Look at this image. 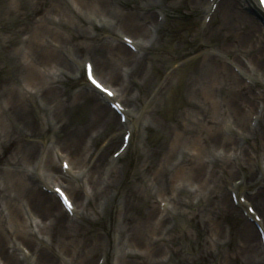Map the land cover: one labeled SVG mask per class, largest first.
Wrapping results in <instances>:
<instances>
[{
	"label": "bare ground",
	"instance_id": "bare-ground-1",
	"mask_svg": "<svg viewBox=\"0 0 264 264\" xmlns=\"http://www.w3.org/2000/svg\"><path fill=\"white\" fill-rule=\"evenodd\" d=\"M79 1L123 35L115 33L104 41L84 36V46L76 49L86 50L90 60L73 62L69 71L77 81L81 66L91 62L101 83L113 90L112 98L92 85L71 95L46 81L40 67L47 65L51 52L37 45L43 27L34 30L26 47L44 65H19L13 48L15 0H8L1 13L0 31L11 34L0 60L13 70L3 78L0 64V162L11 159L14 164L5 166L6 171L0 167V264H94L111 236L95 233L91 224L110 212L111 202L121 218V238L135 251L121 252L123 264H156L165 243L164 227L188 215L187 208H193L189 221L194 232L206 235L194 264H264V244L256 228L264 227V11L258 0H213L216 8L210 0H132L128 9L118 5L125 0ZM58 3L52 0L61 7ZM181 8L198 19L195 29L182 26L177 14ZM252 12L263 20L257 21ZM202 17H210L209 22H201ZM127 33L136 37L134 51ZM212 44L217 51H209ZM234 55L245 57L242 62L229 60L240 73L226 61ZM56 56L54 63L65 64ZM123 77L127 84L120 90L117 84ZM29 89L40 90L34 95ZM139 89L149 113L144 121L164 139L156 148L143 147L146 163L139 174L145 195L122 188L125 168L118 167V159L110 160L107 150L97 153L92 164L86 156V136L94 129L113 143L120 132L137 130L143 117L131 109L129 97ZM108 102L120 104L125 123ZM79 109L82 113L74 118ZM49 130L58 131L67 151L55 154L47 145ZM63 176L78 186L69 188ZM40 182L48 190L61 185L78 208L74 204L68 213L55 193L39 188ZM237 193L248 194L249 206L255 205L262 223L243 213L244 204H234L231 196ZM164 197L175 210L174 220L168 216L170 206L160 215L158 198ZM140 198L147 209L136 215ZM41 226L44 242L34 229ZM14 236L17 243L12 246ZM24 242L30 243V254Z\"/></svg>",
	"mask_w": 264,
	"mask_h": 264
},
{
	"label": "rangeland",
	"instance_id": "rangeland-1",
	"mask_svg": "<svg viewBox=\"0 0 264 264\" xmlns=\"http://www.w3.org/2000/svg\"><path fill=\"white\" fill-rule=\"evenodd\" d=\"M58 1V4L61 5V7H58L56 4L53 5L52 0H15V14L12 20V29L15 30V41L13 43V48L18 53L17 57L19 65H36L39 62L44 65V63H42L44 60L37 61L29 54V51L26 47L28 41L31 40L32 33L34 32V30L38 27H43V33L41 34L42 36L38 38L37 45H46L47 49L49 50L48 54H50L51 52V56L47 59V65L40 67L42 70V74L46 76V81L49 84L52 83L55 87H61L63 91L67 90L69 91L68 93L72 95L75 94L77 91L86 88V81L84 80L83 66H81V75L79 74V79L77 81L71 76L69 68L73 64V62H76L78 60L84 62L86 59H88L87 55H89L84 49L78 51L76 49V46L78 44L84 46V36H96V38H98L99 40L104 41L108 39V37L114 36V32L112 28H110V26L108 25V22H105V19H101V17L93 15L91 10H93L94 12V9H88L90 7H85L83 3H81L79 0ZM7 2L8 0H0V17L2 10H4L7 5ZM125 2L126 3H124V1H121L118 4L119 7H121L122 9H128L133 5L132 0H125ZM177 14L180 17V21L184 28L190 30L196 28L198 24V19L194 16H186L185 8H181L180 11L177 12ZM200 21L206 20L203 17V19H201ZM100 22L103 23V26H101ZM81 31L83 32V35L78 37L77 32ZM117 33H120V31H117ZM10 34V30L3 29V31H0V39L2 40L0 41V51L2 54H6L7 52L6 49L4 50V48L2 49V47L8 43ZM127 36H130L131 38H136L135 36H133V34L130 33H127ZM257 36H260V32H257ZM261 38L262 37L260 36V39ZM89 43L91 44L92 42L90 41ZM89 43H86V45ZM209 51H217V45L212 44L209 48ZM54 54L57 55L56 57L62 58L65 64L54 63L52 61ZM224 59L226 60V58ZM236 59H239V61H241L244 60L245 57L243 55H234L226 61L229 62L238 73H240L238 68L235 67L234 63H231L229 61H236ZM0 61L1 67L3 69L1 72V77L7 78V71H12L13 68L9 66V63H5L3 59ZM153 73L155 76L156 69ZM102 74H106L105 76L107 78V81L111 79L110 74ZM62 76H65V79H63ZM126 80V77H123L121 82L120 80H118L117 82L120 83L117 84V88L123 90V88L127 84ZM243 80L247 82V79L243 78ZM122 82H124V86H122ZM29 90H31V92L35 95V93L40 89ZM134 90L137 89L135 88ZM134 94L137 95L135 97H129L132 100V103H130L129 106H131V109H137L139 111V115H142L143 120L142 123L138 122L137 130L132 131V142L126 149L124 154H122L118 158L117 164L120 169L124 167V170L126 171L127 178L125 179L124 183L121 184L122 188L127 189L129 187H133L139 189L142 194L145 195L144 190H141L142 186L139 174V167L141 165L144 166V164L146 163V159L143 156V147H145V150L156 148V146L160 145L164 141V139L163 137L158 136L153 129L148 128L147 123L144 121L146 120L144 118L145 115L149 113L148 109L146 110L142 106V104L144 103L143 92L139 89V91H134ZM81 110L79 109V111L75 112V116L73 115V117L75 118L76 116H79L82 113ZM124 132L125 130L120 132L119 138L114 141L115 143L108 141L109 138L106 139L105 136L102 133L97 132L96 129H94L89 135H87L86 139H88L87 142L89 154H86V156L88 157V160H91L90 164L93 163L96 154L103 152L104 150H107L106 154L109 155V159L111 160L113 154L117 152L122 145V135L124 134ZM58 134V131L56 135L54 130H49V136H47L48 139H46L48 141L47 145L53 148L55 154L56 152L67 151L66 148H64V145L62 144V140L59 139L60 136H58ZM139 143L141 144L140 146L142 151L139 148ZM54 158H56V160L58 161L57 156ZM66 160L69 162L68 158H66ZM12 163L14 164V161H12L11 159H2L0 162V167L4 169L2 171H6L4 167ZM60 163L61 161H58V166L61 168ZM75 172L78 175L79 172L77 169H75ZM39 174L44 176V174L46 173L41 172ZM62 180L65 181V184L69 188L78 186L79 184L77 181H74V179L65 176H63ZM7 185H9V183ZM38 185L39 188H41L42 190H46V186H43L41 182L38 183ZM8 187L10 189V186ZM121 191L123 192L124 190ZM88 192H91V190H88ZM176 194L179 193L174 192L172 195L175 196ZM189 195L191 198L193 197V193ZM185 196L186 194L182 195V197ZM142 199L140 198L139 200H137L138 207L137 210L134 211V213L136 212V215L137 212H145L147 209V206L144 204ZM158 199L161 204L168 205V207L170 206L172 212L171 214H168V216H170V218L174 220V216H176L175 210L173 206L169 203L168 197ZM110 206L112 208L110 207V212L107 213L106 216L96 220L91 224L95 233L99 235L108 233V237L113 233L114 229L121 227L118 223V217L116 212L114 211L112 202L110 203ZM192 209L193 208H187L186 214L188 215L176 217L174 224L172 223L170 228H168V225L164 227L161 238L165 241V243L162 245V253L158 258L156 264H194V262H192L194 260V257H198L200 259L201 251H203V239L206 238V235L201 233L196 234L194 232L192 224L189 221L192 214ZM162 211L163 212L161 213V215L165 216L166 211ZM39 230L41 231L40 236H43V239L41 237L40 240L42 242H44L43 240L46 241L47 237L44 233H42V226L41 228H39ZM12 239L14 240L12 242L16 243L15 236ZM13 243H11L12 246L14 245ZM24 243L30 250H32L30 243ZM37 244L39 245V243ZM104 245L106 248L105 252L110 255L109 259H107L108 262H105L104 264H123V262L120 260L121 252H135L134 250L126 247V238L124 237V235L122 236V238H119L115 241L110 239L109 237L106 244L104 242ZM102 256V253H98L94 258V264H102ZM197 264H204V262L199 260ZM206 264H214V261Z\"/></svg>",
	"mask_w": 264,
	"mask_h": 264
},
{
	"label": "snow or ice",
	"instance_id": "snow-or-ice-1",
	"mask_svg": "<svg viewBox=\"0 0 264 264\" xmlns=\"http://www.w3.org/2000/svg\"><path fill=\"white\" fill-rule=\"evenodd\" d=\"M90 67V66H89ZM98 83V82H97ZM102 87V85H101ZM105 91H108L107 89H104ZM117 107H119V105H117ZM65 167H67V164H65ZM65 200H67V197L65 196ZM69 207H71V203L69 202Z\"/></svg>",
	"mask_w": 264,
	"mask_h": 264
}]
</instances>
